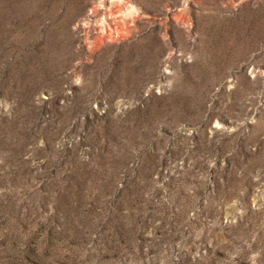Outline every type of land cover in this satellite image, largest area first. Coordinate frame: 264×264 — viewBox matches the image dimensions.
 <instances>
[{
    "label": "rangeland",
    "instance_id": "rangeland-1",
    "mask_svg": "<svg viewBox=\"0 0 264 264\" xmlns=\"http://www.w3.org/2000/svg\"><path fill=\"white\" fill-rule=\"evenodd\" d=\"M0 264H264V0H0Z\"/></svg>",
    "mask_w": 264,
    "mask_h": 264
}]
</instances>
